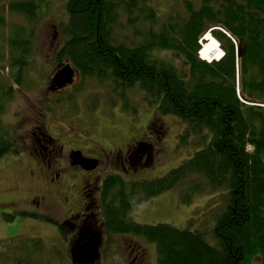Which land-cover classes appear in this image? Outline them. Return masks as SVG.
Wrapping results in <instances>:
<instances>
[{"label":"trees","instance_id":"obj_1","mask_svg":"<svg viewBox=\"0 0 264 264\" xmlns=\"http://www.w3.org/2000/svg\"><path fill=\"white\" fill-rule=\"evenodd\" d=\"M147 1L67 0L69 20L60 27L66 38L55 55L59 63L68 60L82 78L120 89L121 96L138 85L143 97L156 105L157 114L184 121L179 143L194 136L201 145L157 178L126 180L117 173L103 177L99 199L105 227L155 243L157 264H264V0H185V12L169 14L165 21ZM5 2L0 3V25L7 22L6 4L11 13L36 20L35 0ZM123 25H137L142 39L136 37L130 44L116 41L113 27ZM210 29L225 52L211 63L198 56L210 42L206 36ZM18 44L17 54L28 51ZM154 48L183 55L189 77L181 79L172 69L150 64L146 55ZM26 63L17 56L11 61L17 71L10 78L18 86ZM1 73L0 156L14 151L1 122L14 88ZM205 184L227 189L224 203L214 212L215 245L200 231L166 223L141 224L128 216L136 204L168 190H177L189 202ZM32 240L35 248L28 253L29 260L43 250L40 238Z\"/></svg>","mask_w":264,"mask_h":264},{"label":"rangeland","instance_id":"obj_2","mask_svg":"<svg viewBox=\"0 0 264 264\" xmlns=\"http://www.w3.org/2000/svg\"><path fill=\"white\" fill-rule=\"evenodd\" d=\"M5 1L0 0V3ZM35 1L39 4L36 20L29 21L22 14L11 13L6 4L7 22L0 25V72L14 88L1 115L2 125L9 131L8 137L12 138L14 151L0 156V264H29L30 260L33 264H70L65 255L60 254L61 244L58 240L55 242L56 236L49 228L53 222L29 219L36 218L38 212L27 202L36 193L35 187H39L34 177L40 166L28 149L36 136L45 132L57 138L63 156L72 153L71 150L81 149L87 155L100 158H113L114 148L144 137L146 141H156L149 164L137 169L129 166L124 171L117 160L115 163L110 161L104 170L93 173L94 178L98 175L96 184L103 175L110 173L120 174L126 180L160 177L201 148L193 141L196 140L194 136L185 143H179L185 128L184 121L175 115L157 114L156 105L143 97L138 85L134 90L122 91L124 96H121L120 89L110 90L106 83H99L91 77L82 78L75 70V80L67 88L54 93L46 87L51 68L55 67L53 59L57 68L62 65L56 61L55 55L66 38L60 27L68 22L69 15L67 0ZM184 1L149 0L146 5L155 10L158 19L165 21L169 14L185 12ZM137 14L140 15L139 12ZM121 18L125 24L126 16ZM138 26H114L115 40L130 44L138 37L137 41H140ZM115 35L121 40H117ZM198 42L202 47V39ZM18 43L29 48L28 51L17 54L15 50L20 49ZM15 56L27 61L20 86L10 78L17 71L10 65ZM146 58L157 69H172L181 79L190 75L185 57L175 50L154 48L147 52ZM64 62L69 61L65 59ZM152 120L155 121L153 126ZM81 176L80 171L72 170L69 192L74 197L79 196ZM226 193V188L213 189L205 184L202 190L192 194L189 202H184L177 190H168L136 204L128 216L141 224L166 223L175 228L200 231L210 244L215 245L214 212L224 203ZM53 204H56L54 199ZM8 215L10 219H7ZM35 238H40L39 245L43 250L31 255L29 260L28 253L35 248L32 240ZM133 239L146 249L149 264H157L155 243L131 233H111V241L102 247L100 264L128 263L132 254L125 247ZM51 248H57L58 252ZM136 264H140L138 258Z\"/></svg>","mask_w":264,"mask_h":264},{"label":"flooded vegetation","instance_id":"obj_3","mask_svg":"<svg viewBox=\"0 0 264 264\" xmlns=\"http://www.w3.org/2000/svg\"><path fill=\"white\" fill-rule=\"evenodd\" d=\"M53 63L55 67L51 68L45 86L57 93V91L67 88L70 84L57 87L52 83V77L57 71V63H55L54 59ZM74 80L75 76L72 83ZM42 134L46 135L47 138L42 137ZM42 134V136H36V139H33L28 147L29 153L36 157L35 161L40 166L38 173L34 177L39 187H35L36 193L27 199V202L37 209L38 212L36 213V218L32 217L29 219L37 221L44 219L45 221L51 220L53 222L50 223L52 227L50 226L49 228L56 236L55 242L58 240L61 244L60 254L63 257L65 255L67 262H70V264H100L102 247L111 241V233L119 232H110L105 227L99 199L100 182L96 184L95 180L98 175L95 178L92 175L96 171L104 170L110 161L115 163L114 160L118 161L119 166L124 171H127L129 166L137 169L143 164L147 165L151 161L153 148L157 143L155 140L153 142L146 141L144 137L139 141L125 144L123 147L114 148L115 154L113 158L87 155L83 150L75 149L81 150L82 155L85 157L97 159V166L94 169L87 170L81 165L72 164L71 152L63 156L61 147L57 145V138L45 132ZM57 147H59L58 150ZM71 151L73 152V150ZM72 170H78L82 173L78 197H74L69 192L72 186ZM105 176L103 175V177ZM53 199L56 204H53ZM133 241L125 247L129 254H132V258L126 264H136L137 258L140 260V264H149L146 249ZM93 245L97 247L96 260L93 263L83 262L81 254L93 247ZM51 249L55 250L56 253L58 252L57 248ZM60 259L62 258L60 257Z\"/></svg>","mask_w":264,"mask_h":264},{"label":"water","instance_id":"obj_4","mask_svg":"<svg viewBox=\"0 0 264 264\" xmlns=\"http://www.w3.org/2000/svg\"><path fill=\"white\" fill-rule=\"evenodd\" d=\"M236 56L239 57V51L236 50ZM74 76V68L69 64L65 63L57 69L52 77V83L57 87H63L67 84L72 83ZM72 164L81 165L84 169L91 170L94 169L98 161L94 158H88L82 155L81 150H74L71 154ZM149 164V162H148ZM97 247L87 249L86 252L81 254L82 260L85 263H93L97 258Z\"/></svg>","mask_w":264,"mask_h":264},{"label":"clouds","instance_id":"obj_5","mask_svg":"<svg viewBox=\"0 0 264 264\" xmlns=\"http://www.w3.org/2000/svg\"><path fill=\"white\" fill-rule=\"evenodd\" d=\"M210 33L211 29L206 34L210 42L204 45L203 49L199 52L200 58L207 60L209 63H211L213 59L220 60L225 55L224 50L220 47L219 41L213 38ZM210 53L211 55H209ZM247 149L252 150V146L248 145Z\"/></svg>","mask_w":264,"mask_h":264},{"label":"bare ground","instance_id":"obj_6","mask_svg":"<svg viewBox=\"0 0 264 264\" xmlns=\"http://www.w3.org/2000/svg\"><path fill=\"white\" fill-rule=\"evenodd\" d=\"M73 68H74V67H73ZM75 70H76V69L74 68V72H75ZM77 72H78V71H77ZM78 73H79V72H78ZM5 145H6V144H5Z\"/></svg>","mask_w":264,"mask_h":264}]
</instances>
